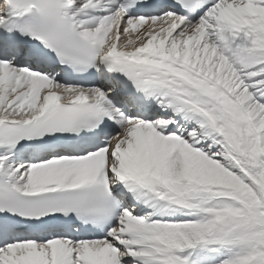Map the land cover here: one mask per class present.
<instances>
[{
    "label": "snow or ice",
    "instance_id": "snow-or-ice-1",
    "mask_svg": "<svg viewBox=\"0 0 264 264\" xmlns=\"http://www.w3.org/2000/svg\"><path fill=\"white\" fill-rule=\"evenodd\" d=\"M0 264H264V0H0Z\"/></svg>",
    "mask_w": 264,
    "mask_h": 264
}]
</instances>
